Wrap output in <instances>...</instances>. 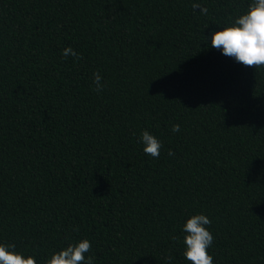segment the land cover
I'll use <instances>...</instances> for the list:
<instances>
[{
  "label": "trees",
  "instance_id": "trees-1",
  "mask_svg": "<svg viewBox=\"0 0 264 264\" xmlns=\"http://www.w3.org/2000/svg\"><path fill=\"white\" fill-rule=\"evenodd\" d=\"M251 3L0 0V243L192 264L182 228L203 213L213 264H264V66L210 39Z\"/></svg>",
  "mask_w": 264,
  "mask_h": 264
},
{
  "label": "clouds",
  "instance_id": "clouds-1",
  "mask_svg": "<svg viewBox=\"0 0 264 264\" xmlns=\"http://www.w3.org/2000/svg\"><path fill=\"white\" fill-rule=\"evenodd\" d=\"M193 8H200L204 15L208 13L207 8L199 4H193ZM210 39L213 48L225 56L234 58L237 63L245 66H264V0H252L245 14L219 31H214ZM69 54L74 57L77 55L72 48L63 51L65 57ZM100 81L99 73L95 74L97 91L102 88ZM179 130L178 124L172 128L173 132ZM141 143L145 154L159 157L162 141L156 136L145 130L141 135ZM169 155L173 153L169 151ZM210 224V218L201 213L191 216L183 225L182 231L186 234L183 240V255L192 264H213V257L208 252L214 239L208 229ZM90 248L91 242L82 239L53 253L46 264H94L91 256H85ZM0 264H37V260L34 255L25 256L24 253L17 252L14 244L0 243Z\"/></svg>",
  "mask_w": 264,
  "mask_h": 264
}]
</instances>
